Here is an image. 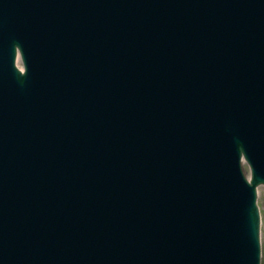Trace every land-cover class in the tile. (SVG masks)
<instances>
[{
  "label": "water",
  "instance_id": "water-1",
  "mask_svg": "<svg viewBox=\"0 0 264 264\" xmlns=\"http://www.w3.org/2000/svg\"><path fill=\"white\" fill-rule=\"evenodd\" d=\"M261 184L264 0H0V264H260Z\"/></svg>",
  "mask_w": 264,
  "mask_h": 264
},
{
  "label": "rangeland",
  "instance_id": "rangeland-1",
  "mask_svg": "<svg viewBox=\"0 0 264 264\" xmlns=\"http://www.w3.org/2000/svg\"><path fill=\"white\" fill-rule=\"evenodd\" d=\"M258 205L260 207L261 216H262V226H261L262 259H261V264H264V187L259 188Z\"/></svg>",
  "mask_w": 264,
  "mask_h": 264
}]
</instances>
